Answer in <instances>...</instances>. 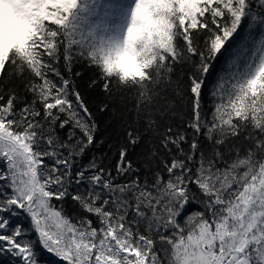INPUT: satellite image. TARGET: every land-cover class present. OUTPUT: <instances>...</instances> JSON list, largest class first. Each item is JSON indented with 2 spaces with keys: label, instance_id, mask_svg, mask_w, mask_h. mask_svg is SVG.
<instances>
[{
  "label": "snow or ice",
  "instance_id": "6c2138e0",
  "mask_svg": "<svg viewBox=\"0 0 264 264\" xmlns=\"http://www.w3.org/2000/svg\"><path fill=\"white\" fill-rule=\"evenodd\" d=\"M9 3L0 264H264V0Z\"/></svg>",
  "mask_w": 264,
  "mask_h": 264
},
{
  "label": "rangeland",
  "instance_id": "374dc122",
  "mask_svg": "<svg viewBox=\"0 0 264 264\" xmlns=\"http://www.w3.org/2000/svg\"><path fill=\"white\" fill-rule=\"evenodd\" d=\"M5 3L10 5V9L7 12L6 16L0 15V42L3 41L6 31L13 32V31L18 30L20 27V24L18 22V16L13 13L9 0H0V6L4 5ZM51 255L60 260V258L56 257L54 254H51ZM39 264H46V263L39 261Z\"/></svg>",
  "mask_w": 264,
  "mask_h": 264
},
{
  "label": "trees",
  "instance_id": "16d2710c",
  "mask_svg": "<svg viewBox=\"0 0 264 264\" xmlns=\"http://www.w3.org/2000/svg\"><path fill=\"white\" fill-rule=\"evenodd\" d=\"M18 22L20 24V20L18 18ZM103 120V118H101ZM100 127H101V132L103 133V130L107 127L106 122H101L100 123ZM39 261H42L46 264H62V261L53 257L51 254L47 253L46 251L43 250H39Z\"/></svg>",
  "mask_w": 264,
  "mask_h": 264
},
{
  "label": "clouds",
  "instance_id": "9594fccd",
  "mask_svg": "<svg viewBox=\"0 0 264 264\" xmlns=\"http://www.w3.org/2000/svg\"><path fill=\"white\" fill-rule=\"evenodd\" d=\"M10 9V5H8L7 3H5L4 5L0 6V15H7V12Z\"/></svg>",
  "mask_w": 264,
  "mask_h": 264
}]
</instances>
